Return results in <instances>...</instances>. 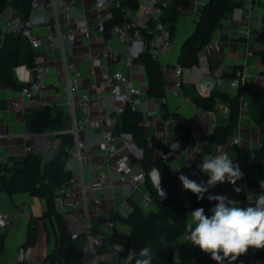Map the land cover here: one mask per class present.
Segmentation results:
<instances>
[{
	"label": "built area",
	"instance_id": "built-area-1",
	"mask_svg": "<svg viewBox=\"0 0 264 264\" xmlns=\"http://www.w3.org/2000/svg\"><path fill=\"white\" fill-rule=\"evenodd\" d=\"M81 1L31 0L30 10L25 19L16 15L15 11L7 6L0 13V32L3 35L5 33L21 34L32 48L33 75L19 90V96L27 102V107L38 105L47 92L48 85L45 80L50 73V67L46 56L41 52V46L46 44L49 50L59 49L62 70L65 74V87L64 94L58 90L55 95L58 105L64 103L67 107V124L62 129L51 133L59 139L61 135L66 134L72 137L73 145L68 151L66 168L70 172V162H76L78 175L71 176L70 180L57 190L54 208L58 214L73 218L78 231L71 233V239L82 237L84 239L81 250L83 259L91 264H98L103 259L97 252L105 237L103 228L113 229L120 221L114 214L98 217L94 210L100 205L101 200L94 198L93 195L105 189L114 192L117 186L125 192H130L144 182V173L141 170L134 172L133 167L138 163L132 162L142 158L141 150L135 146L130 134L116 135L114 133L121 114L126 109L138 111L142 101L143 93L136 87L132 77L134 68L142 67L137 63V59L145 52L156 60L166 58L174 48L175 40L174 37L169 36L166 27L160 21L163 9L168 5L169 0H137L138 7L142 10L141 14H138L136 10L125 9L124 18L128 17L129 20L121 25H114L110 29L109 37H105L106 25L113 20L112 8H121L120 0H91L93 8L90 16L84 15L78 20L74 18L73 12L75 6ZM257 2L258 0H242L241 5L232 11L230 18L248 25L250 9ZM40 4H44L45 8L41 15L37 14ZM200 6L201 3L198 0H191L186 11L190 14H198ZM5 10H8V15H5ZM40 26L45 32L43 36L36 32V28ZM238 33L247 36V27ZM94 34L100 37L101 47L92 50L89 48V40ZM81 39L88 41V44L84 45L85 49L80 44ZM63 40L67 42L69 47L67 50L63 48ZM114 43L124 48V51L122 53L115 51ZM79 48L83 49L79 58L86 69L85 75L82 74L78 61L70 59ZM219 50V44L211 41L198 53L197 65L183 68L176 63L173 68L176 78L173 95L183 96V75L189 72L193 75L192 81L196 85L199 96L218 89L223 79L219 74L210 71L207 55L210 51ZM112 64L121 65L122 69L111 67L108 69V66ZM142 76L145 77L144 71ZM205 77L209 80H204ZM247 78L245 71H238L228 82L231 87L238 88ZM54 86L58 89L57 84ZM20 98L12 100L8 108L23 114L26 106ZM106 98L109 99V105H105ZM159 100L162 103L166 101L165 97ZM215 108L219 109L222 116L228 113L227 106L219 102L215 103ZM53 114L55 116L56 111ZM213 127L212 125L208 131V137L212 134ZM86 129L97 131L99 138L97 146L101 152L98 163L94 162L93 157L88 153L91 145L84 138ZM2 136L0 134V137ZM228 145L235 147L239 155L243 154L244 146L238 136L230 137ZM216 148L221 149L222 145H217ZM30 150V147L26 148V152ZM157 154L165 164L162 174L166 175L174 155L173 146H158ZM84 165L91 174L89 181H86L83 176ZM156 172L157 170L153 168L148 176L156 175ZM187 172L193 175L195 170H187ZM153 188L156 193L159 191L158 184ZM150 204L152 201L146 193L142 196L140 208L147 212ZM125 209L128 213L132 211L127 205ZM21 213L26 219L31 218L27 209H22ZM96 217L99 219L98 225L92 223V219ZM11 220L10 214L0 207V229L6 228ZM256 251L251 249L247 254L250 257H256ZM17 253L18 261H24L29 248L19 246Z\"/></svg>",
	"mask_w": 264,
	"mask_h": 264
},
{
	"label": "crops",
	"instance_id": "crops-1",
	"mask_svg": "<svg viewBox=\"0 0 264 264\" xmlns=\"http://www.w3.org/2000/svg\"><path fill=\"white\" fill-rule=\"evenodd\" d=\"M198 1L201 3L198 14H190L185 11L178 18L175 25L174 48L166 58L159 60L164 80L165 103H162L159 99H152L146 96L147 85L145 77L142 76L144 71L142 67L139 66L134 68L132 76L136 82V87H138L144 95H142L144 98L141 96L142 101L138 111L142 113L144 118L143 125L149 145L157 157L158 146H173L174 157L165 175L167 184L162 185L160 179L161 189L164 195L161 196L159 191L157 194L160 199H179L183 205L184 218L186 221L188 219V214L194 211V209L178 177L180 175H186L189 165L199 153L204 154L202 161L209 156L218 155L221 152L227 153L229 158L233 160V163L239 165L243 173V178L238 180L235 185L225 181L224 183H218L213 189H210L208 193H205V200L208 201L212 207L216 201H209L207 199L209 194L225 195L241 207H247L250 204L254 206L251 182L255 180H264V163L260 168V172L250 165L255 152L261 145L262 138L259 130L252 123L246 107L250 93L264 86V0H258L250 9V20L248 25L233 21L230 16L227 20L222 21L221 26L214 31L211 38L212 42H217L219 44L220 50L210 51L207 55L208 60L211 61V65L214 68V72L219 74L223 79V83L218 87V90L229 95L237 94L239 96L240 109L238 124L233 136H238L242 140L244 146L242 155H239L235 147H230L228 145L230 138L222 145L221 149H217V145H212L205 150L204 147L208 140V131L212 125H222L227 115L225 114V116H222L218 108L213 112H202L184 95L176 96L172 93L175 89L176 82L173 68L177 63L180 47L183 41L188 38L195 29L201 9L208 0ZM236 1L241 3L242 0ZM92 8L93 4L91 0H82L81 3L75 6L73 16L78 20L82 19L84 15L90 16ZM44 10V4H40L37 9V14H43ZM4 13L8 15V10H5ZM246 27L248 29V35H239L238 32L242 29H246ZM36 32L40 36L45 34L41 26L36 28ZM105 37H109V35L105 34ZM2 41L3 34L0 32V49L2 47ZM89 42V48L92 50L101 47V41L98 35L94 34ZM80 44L82 48L85 49L88 41L81 39ZM45 45L41 46V52L46 56L50 67V73L45 80L48 85L47 92L40 103L33 106L54 107L53 113L55 111L61 113L65 119L66 125L67 107L64 103L58 105L55 95L58 90L61 94H64L65 87V74L62 70L60 52L57 48L49 50L46 48L47 45ZM62 45L65 50L69 48L65 40L62 41ZM113 48L120 53L124 51V48L118 46L116 43L113 44ZM83 49L79 48L70 59L73 58L75 61H78L77 63L81 67V72L85 75L86 69L83 67L84 64L79 58ZM110 67L122 69L121 65L112 64L108 66V69ZM238 71H245L248 78L240 87L233 88L229 85L228 81L232 79ZM57 72H59V74H57ZM32 75V70H29L24 65L16 66L13 69L15 80L21 84L30 80ZM192 76L191 72L184 73L183 84L190 85L196 92V85L192 81ZM204 80H209V78L205 77ZM54 84H57L58 89ZM19 98L18 90H13L6 87L4 84H0V111L2 112V116L0 117V134L3 135L0 137V165L9 164L12 168L14 167L15 160L29 153L40 154L44 161L50 160L55 155L60 145V139L51 132L30 133L28 131L23 119V114H19L8 108V104L12 100ZM20 101L27 107V102L24 99L20 98ZM106 104L109 105V99L107 98L105 100V105ZM161 104H165L169 112L177 114L179 120L185 122L189 127L190 134L184 149L180 148L181 142L177 139L179 133L178 123L171 119L163 120L161 118ZM221 104L226 105L224 103ZM119 134H121V132L117 135ZM84 138L91 145L88 153L93 157V161L98 163L100 161L101 152L98 150L97 146L99 141L97 131L86 129ZM27 147L31 148L29 152H26ZM70 164V173L72 177H76L78 175L76 162L73 161L70 162ZM67 166L69 165L67 164ZM133 171H140L137 164L133 167ZM83 176L86 181H89L91 178V174L85 168V165L83 168ZM148 177L152 186L158 184V177L155 174L152 176L149 175ZM193 177L198 183L208 178L207 174L201 171H195ZM236 187L240 188L239 192L235 191ZM146 193L147 191L143 184H139L130 192H125L117 186L114 192L105 189L93 195L94 198H99L101 200L100 205L94 210L98 217L106 214H114L120 221L113 229L103 228L105 237L112 234L121 236H128L130 234L131 228L123 221V218H126L128 215V212L125 211V206H129L131 209L140 208L142 196ZM0 207L2 210L7 211L12 217L10 224L6 228L0 229V234H6L4 250L0 254V264H17V250L25 241L27 228L32 218L36 220L35 241L34 244L29 247V253L25 261L30 264H47L45 259L56 249L57 239L55 221L52 217L45 215L46 206L44 201L26 193L9 196L0 187ZM148 207L149 210H154L153 204H150ZM24 208L30 212V219H26L22 216L21 210ZM61 217L71 238V233L78 231V227L71 216L61 215ZM98 217L92 219L94 225L100 224ZM188 235V232H184L178 240L188 247L192 256L191 264H216V262L211 259L210 254L202 252L198 247L191 244L188 240ZM83 244L84 239L82 237L70 239L64 246L65 252L61 255L59 264H91V262L85 261L82 257L81 250ZM101 256L103 259L110 257L108 254ZM202 256L204 257L203 259L201 258ZM175 262H177V259H175ZM224 264H228V261H225ZM232 264H264V262L262 258L250 257L246 253L238 257Z\"/></svg>",
	"mask_w": 264,
	"mask_h": 264
},
{
	"label": "trees",
	"instance_id": "trees-1",
	"mask_svg": "<svg viewBox=\"0 0 264 264\" xmlns=\"http://www.w3.org/2000/svg\"><path fill=\"white\" fill-rule=\"evenodd\" d=\"M30 2L31 0H0V13L8 5L16 15L25 19L30 10ZM120 5L121 8H112L113 20L106 25V35L110 34V29L114 25H121L129 20L128 17L124 18L125 9L130 11L138 9L137 0H120ZM240 5L241 3L236 0H208L201 9L195 29L180 47L177 64L183 68L197 65L198 53L211 42L214 31L221 26L222 21L227 20L232 11ZM189 6L190 0H169L168 5L163 9L160 21L166 27L170 37H174L176 22ZM137 63L144 69L147 85L146 96L152 99L165 97L159 60L145 52L138 57ZM20 65L33 70L32 48L23 35L5 33L0 49V84L19 91L24 84L15 80L13 69ZM208 66L213 72L214 68L209 60ZM182 90L183 95L202 112L215 111L216 102L227 105L228 114L225 122L222 125H214L204 149L206 150L212 145L225 144L233 136L238 124L239 96L237 94L229 95L218 89L199 96L193 87L185 84L182 85ZM246 107L252 123L259 130L262 138L261 145L250 162L251 167L260 172L264 163V86L250 93ZM53 110L54 107L49 106L26 107L23 119L28 131L30 133H47L62 129L65 126V119L59 112H56L54 116ZM160 110L163 120L171 119L178 123L177 139L181 142L180 148L184 149L190 134L189 127L185 122L179 120L177 114L169 112L165 104H161ZM143 119L141 112L126 109L121 114L114 133L116 135L120 132L130 134L135 146L141 149L142 158L137 161L132 160V162L133 164L138 163L140 170L144 173L143 186L154 205V210L146 212L141 208H133L127 217L123 218V221L131 228L130 234L128 236L112 234L104 237L97 252L100 255L108 254L110 257L101 259L98 264H125V261L127 264H136V261L142 258L140 254L144 249L148 250L152 258L151 264H191L192 256L188 247L178 240L184 232H187V221L184 218L182 202L175 198L160 199L148 177L149 172L155 168L159 170L162 185L167 184L166 177L162 174L165 164L155 155L149 145ZM72 145L73 141L70 135H61L59 148L50 160L44 161L40 154L29 153L15 160L13 168L9 164L0 165L1 189L9 196L26 193L43 200L46 206L45 215L52 217L55 221L57 246L46 257L47 264L60 263L61 255L65 252L64 246L71 239L61 215L55 211L54 199L57 190L72 176L66 168L68 151ZM203 155V153H199L189 165L188 170L200 171L197 165L202 162ZM186 176L195 180L189 172L186 173ZM262 191L264 189H261L259 180L251 182L253 202ZM185 192L194 210L203 207L205 214L211 215L212 205L205 198L198 201L196 195L187 190ZM35 222L34 218L30 219L26 238L21 247L29 248L34 244ZM5 241L6 234L1 233L0 254L4 250ZM255 250H257L256 257L262 258L264 262V249ZM17 264L30 263L24 260L18 261Z\"/></svg>",
	"mask_w": 264,
	"mask_h": 264
},
{
	"label": "clouds",
	"instance_id": "clouds-1",
	"mask_svg": "<svg viewBox=\"0 0 264 264\" xmlns=\"http://www.w3.org/2000/svg\"><path fill=\"white\" fill-rule=\"evenodd\" d=\"M197 167L202 173L207 174L206 182H196L186 175H180L183 189L197 196L198 201L205 198L209 188L218 183L235 185L243 178L239 165L234 164L227 153L209 156L203 159ZM158 187L161 196L164 195L160 188V173L157 170ZM264 189V180L260 181ZM240 191L239 187L235 188ZM209 201H216L210 209L211 215L205 214L203 207L197 208L188 214L186 229L188 240L202 252L210 254L216 264H232L238 257L251 249H264V191L255 199L254 206L241 207L225 195L209 194ZM141 259L136 264H151V256L147 249L142 250ZM125 264L127 262L125 261Z\"/></svg>",
	"mask_w": 264,
	"mask_h": 264
},
{
	"label": "rangeland",
	"instance_id": "rangeland-1",
	"mask_svg": "<svg viewBox=\"0 0 264 264\" xmlns=\"http://www.w3.org/2000/svg\"><path fill=\"white\" fill-rule=\"evenodd\" d=\"M136 11H137L138 14H141V12H142V10H141L140 7H138V9H137ZM186 39H187V38H186ZM186 39H185V40H186ZM185 40H184V41H185ZM184 41H183V42H184ZM182 44H183V43H182ZM143 96H144V95H143ZM143 96H142V98H144Z\"/></svg>",
	"mask_w": 264,
	"mask_h": 264
}]
</instances>
